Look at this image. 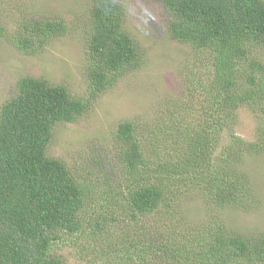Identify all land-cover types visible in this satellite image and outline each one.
<instances>
[{
    "label": "trees",
    "instance_id": "1",
    "mask_svg": "<svg viewBox=\"0 0 264 264\" xmlns=\"http://www.w3.org/2000/svg\"><path fill=\"white\" fill-rule=\"evenodd\" d=\"M156 2L168 35L187 48L183 100H167L153 120L116 124L110 178L91 183V172L73 173L46 148L57 124L75 121L138 67L122 3L92 0L88 8L83 96L25 75L0 104V264H64L57 249L78 234L105 264H264V229L240 232L216 217L257 202L243 164L264 151V130L246 141L234 128L239 109L264 114V0ZM70 30L55 13L14 23L11 35L0 25V36L35 54ZM185 192L216 212L203 239L174 212Z\"/></svg>",
    "mask_w": 264,
    "mask_h": 264
},
{
    "label": "rangeland",
    "instance_id": "2",
    "mask_svg": "<svg viewBox=\"0 0 264 264\" xmlns=\"http://www.w3.org/2000/svg\"><path fill=\"white\" fill-rule=\"evenodd\" d=\"M91 1L0 0V25L6 28L7 35L13 34L14 23L55 13L61 14L71 29L35 54L20 51L9 38L0 36V104L15 94L17 79L25 75L42 77L51 84H63L72 95H84L83 52L79 40ZM117 1L126 10L124 29L138 46V67L121 75L75 121L57 124L46 148L48 156L64 162L73 173L75 170L81 174L91 172L94 184H99L104 176L110 178L107 172L111 173V165L117 168L112 158L111 131L119 121L153 120L157 108L162 109L170 102L167 100L180 101L184 96L179 66L188 55L187 48L168 35L167 16L162 6L156 0ZM184 70L185 67L181 73ZM259 128L264 130V114L245 108L238 110L234 130L240 137L253 141ZM243 165L257 190V202L242 209L221 210L216 217L240 232L262 230L264 151L246 156ZM175 201L174 212L183 218L181 228L192 230L199 239L207 237L205 228H208L209 216L216 212L193 192L177 194ZM87 242L78 234L75 239L69 238L57 253L63 257L64 264H105L108 258L97 257L96 251L91 254L92 248L86 246ZM109 248L103 246L102 250Z\"/></svg>",
    "mask_w": 264,
    "mask_h": 264
}]
</instances>
